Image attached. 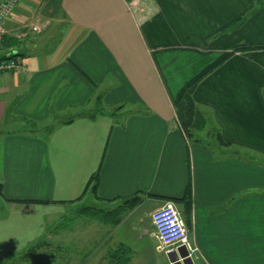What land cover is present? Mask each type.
Listing matches in <instances>:
<instances>
[{
	"label": "crops",
	"instance_id": "1",
	"mask_svg": "<svg viewBox=\"0 0 264 264\" xmlns=\"http://www.w3.org/2000/svg\"><path fill=\"white\" fill-rule=\"evenodd\" d=\"M7 27L19 39L0 53L23 67L0 72V258L45 236L97 173L94 198L140 194L104 236L127 245L124 225L149 264H168L149 217L188 181L192 264H264V1L19 0ZM220 60L193 92L207 137L187 139L179 94ZM97 96L114 113L85 114Z\"/></svg>",
	"mask_w": 264,
	"mask_h": 264
},
{
	"label": "rangeland",
	"instance_id": "2",
	"mask_svg": "<svg viewBox=\"0 0 264 264\" xmlns=\"http://www.w3.org/2000/svg\"><path fill=\"white\" fill-rule=\"evenodd\" d=\"M39 26H41V30L38 33H34L33 40L41 38L43 34L42 24H39ZM55 32L56 34L58 33V28H55ZM19 56L14 59L19 61L21 59ZM97 110L98 105L96 98H94L90 107L85 109V111L91 116L90 114L93 113L95 115ZM207 133L208 129L204 128L197 133V136L201 139L206 138ZM95 196L93 193H90V196L86 199L69 203L63 207V211L58 216L53 217L54 221L47 223L45 236L36 238L23 250L12 252L0 258V264H107V251L116 245L114 244L115 239L120 238L118 236H104V234L113 228L112 222L115 220L110 218L109 212L116 210L118 204L117 202H112L115 200L105 201L98 197L94 198ZM173 202L182 213L181 207L175 201ZM131 209L125 210L123 208L120 211V215L122 214L120 221L124 219V216ZM107 214H109V218H107ZM151 216L149 217L150 219ZM129 219L131 217H127L124 220ZM121 230H123V235L124 233L127 234V236H122V241L130 246L134 252L132 264H149L147 261L149 255L147 257L145 255L147 252L145 250L147 243L145 239L143 238L144 240L140 241L136 236H131L128 229L124 228V225L121 227ZM157 252H159L157 254L160 258L165 257L163 250H158ZM197 257H194L192 263H194ZM166 258L165 263L168 260V257ZM170 263L172 262L168 260V264Z\"/></svg>",
	"mask_w": 264,
	"mask_h": 264
},
{
	"label": "trees",
	"instance_id": "3",
	"mask_svg": "<svg viewBox=\"0 0 264 264\" xmlns=\"http://www.w3.org/2000/svg\"><path fill=\"white\" fill-rule=\"evenodd\" d=\"M255 1L258 4H262L264 0H255ZM239 19H241V18H239ZM238 21H240V20H238ZM236 25H237V21L234 23V26H236ZM18 39L19 38L17 36H11V35L3 36V38L1 39V45L8 46V47L16 46ZM19 55H21V54L18 53L17 51L11 50L8 53H0V58H15ZM222 60H220L219 62H217L213 66H211L208 70H206L198 78H196L193 81H191L190 83H188L182 89L181 93L179 94V97L177 99L176 106H175L176 119H177V121L180 125V128L182 129V131L185 134L187 139H191L194 141H200L201 139L199 136H197V133L199 131L203 130L204 128L205 129L208 128L207 119H206L204 113L197 106L196 101L194 100V97H193V92H194L195 86H196L197 82L199 81V79H201V77L203 75H205L208 71H210L213 67H215ZM96 102L98 105V110L96 111V114L97 113H100V114L114 113V111L109 113L101 107L100 96L96 97ZM85 114H87V112H85ZM90 115L93 116V113H91ZM71 120H72V118H67L65 120H61V122L67 123V122H70ZM27 124H28L29 128H31V130L46 131L49 128L48 126L43 127V128H36V123L33 121H28ZM213 132H214L216 141H217V143H219V145H223V146L228 145V143H226L223 140V138H222V136L218 130L214 129ZM89 185H91L90 186V192L93 193L94 195H96L97 173H95L90 178L87 187H89ZM2 194H3V184L0 183V195H2ZM169 199L180 204L185 224L189 228L191 225L190 214H191V204H192L190 181H188V183L186 185L185 192L182 196H180L178 198H169ZM121 200L122 201L120 204H118L116 210L109 212L111 217L109 216V214H107V218L110 217L112 220L113 219L115 220L112 222L113 225H116L117 223H119L120 219L122 218V214L120 215V211L123 208H125V210H128V209L136 206L141 201V196L138 193H134V194L127 196ZM107 201H110V200H107ZM30 202H39V201H37V200L31 201L30 200ZM132 253H133L132 249L129 246H127L123 243L116 244L114 247L108 249L107 255H106V260H107L106 263L107 264H128L132 258Z\"/></svg>",
	"mask_w": 264,
	"mask_h": 264
},
{
	"label": "built area",
	"instance_id": "4",
	"mask_svg": "<svg viewBox=\"0 0 264 264\" xmlns=\"http://www.w3.org/2000/svg\"><path fill=\"white\" fill-rule=\"evenodd\" d=\"M18 2L19 0H0V44L3 36L12 35L10 29L7 27V22ZM27 28L33 33H38L41 30V26L37 24H30ZM22 67L21 60L0 58V72L6 70L18 71ZM151 218L155 226V237L158 241V250H163L166 256L171 252L176 253L178 257L176 260L177 262L182 263L186 258L193 262L194 257L197 256L198 248L191 240L188 227L176 204L172 200L164 201L163 204L152 213ZM180 248H183L186 252L184 257L180 256Z\"/></svg>",
	"mask_w": 264,
	"mask_h": 264
},
{
	"label": "water",
	"instance_id": "5",
	"mask_svg": "<svg viewBox=\"0 0 264 264\" xmlns=\"http://www.w3.org/2000/svg\"><path fill=\"white\" fill-rule=\"evenodd\" d=\"M179 253L181 257H184L186 255V252L184 251L183 248H180ZM167 257H168V260L172 262V264H192V262L188 258L184 259L182 263L177 262L176 260L178 259V257L176 256V253L174 252L169 253Z\"/></svg>",
	"mask_w": 264,
	"mask_h": 264
},
{
	"label": "clouds",
	"instance_id": "6",
	"mask_svg": "<svg viewBox=\"0 0 264 264\" xmlns=\"http://www.w3.org/2000/svg\"><path fill=\"white\" fill-rule=\"evenodd\" d=\"M56 211H60L61 209H59V208H57V209H55Z\"/></svg>",
	"mask_w": 264,
	"mask_h": 264
}]
</instances>
